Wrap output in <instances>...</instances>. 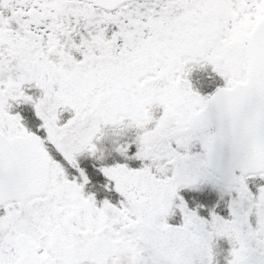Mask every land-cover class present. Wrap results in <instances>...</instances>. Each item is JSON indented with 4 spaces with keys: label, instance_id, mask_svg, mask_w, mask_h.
Segmentation results:
<instances>
[{
    "label": "snow or ice",
    "instance_id": "snow-or-ice-1",
    "mask_svg": "<svg viewBox=\"0 0 264 264\" xmlns=\"http://www.w3.org/2000/svg\"><path fill=\"white\" fill-rule=\"evenodd\" d=\"M0 264H264V0H0Z\"/></svg>",
    "mask_w": 264,
    "mask_h": 264
},
{
    "label": "flooded vegetation",
    "instance_id": "flooded-vegetation-1",
    "mask_svg": "<svg viewBox=\"0 0 264 264\" xmlns=\"http://www.w3.org/2000/svg\"><path fill=\"white\" fill-rule=\"evenodd\" d=\"M90 178L93 179V181H95L96 179H98V177H97L95 174H92ZM100 195H102V194H100ZM205 202H206V203H211L212 200L209 199V200H206Z\"/></svg>",
    "mask_w": 264,
    "mask_h": 264
}]
</instances>
